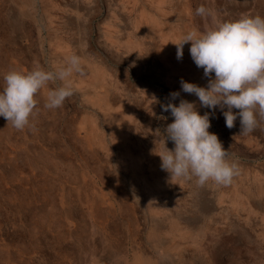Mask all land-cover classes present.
<instances>
[{
	"label": "rangeland",
	"instance_id": "obj_1",
	"mask_svg": "<svg viewBox=\"0 0 264 264\" xmlns=\"http://www.w3.org/2000/svg\"><path fill=\"white\" fill-rule=\"evenodd\" d=\"M132 3L129 18L121 0H0V88L10 70H55L72 54L85 65L61 108L44 107L47 90L60 83L52 81L37 93L29 127L0 117V264H264V116L257 113L248 135L239 134V117L231 129L219 108L211 117L209 131L239 165L230 184L171 181L156 154L157 135L173 120L161 104L182 79L207 82L193 60L161 58L155 39L139 35L132 21L148 7ZM202 4L210 14L195 13ZM164 5L170 16L160 27L169 41L180 38L182 22L184 31H207L264 15V0ZM180 65L189 71L178 72ZM187 96L201 114L211 111ZM105 113L119 118L112 129Z\"/></svg>",
	"mask_w": 264,
	"mask_h": 264
},
{
	"label": "clouds",
	"instance_id": "obj_2",
	"mask_svg": "<svg viewBox=\"0 0 264 264\" xmlns=\"http://www.w3.org/2000/svg\"><path fill=\"white\" fill-rule=\"evenodd\" d=\"M195 13L203 16L210 10L202 4ZM188 42L191 58L203 69L208 82L200 86L182 79L181 89L195 95L199 106L211 111L201 114L197 102L187 99L176 104L172 101L180 92H171L172 100L162 103L161 108L170 111L173 120L157 135L160 139L162 136L163 150L156 154L171 181L189 182L195 178L201 186L208 182L228 185L239 174V165L229 158L218 135L209 131L211 117L219 108L229 129L239 117V134L248 135L258 125L257 113L264 116V15H241L207 31L193 28L182 32L179 43H175L177 59L182 58L183 46ZM75 74H84L82 59L76 54L66 57L55 70L37 65L28 72L8 71L0 88V117L17 130L29 127L36 112L37 93L49 82L59 81L58 86L47 90L44 104L47 109H59L74 95ZM168 140L174 148L167 147Z\"/></svg>",
	"mask_w": 264,
	"mask_h": 264
},
{
	"label": "bare ground",
	"instance_id": "obj_3",
	"mask_svg": "<svg viewBox=\"0 0 264 264\" xmlns=\"http://www.w3.org/2000/svg\"><path fill=\"white\" fill-rule=\"evenodd\" d=\"M64 1V0H63ZM143 6H147L148 10H142L137 16H135L132 21L134 29L139 33L140 36L144 37L146 34L148 37H153L159 45V55L161 58H164L166 54L168 57H173L178 60V62H192V58L189 52L190 45L188 43L183 46V56L181 59H177V45L180 38L170 39L166 36L165 29H163L161 24H167L168 17L170 16V10L164 5L165 0H141ZM133 0H121V6L126 12L127 16L130 18V11L135 9L136 3H132ZM176 2V1H175ZM214 2V1H213ZM62 3V1H61ZM108 3V2H107ZM205 3V2H204ZM218 3V2H217ZM46 4V3H45ZM65 4V3H64ZM131 4V5H130ZM208 4V3H207ZM225 4V3H224ZM54 5V4H53ZM63 5V4H62ZM173 6V5H172ZM222 6V5H220ZM225 6V5H224ZM229 6V5H228ZM171 8V7H170ZM224 8V7H223ZM226 8V7H225ZM233 8V7H232ZM43 9V8H42ZM112 9V8H111ZM228 9V7H227ZM231 9V8H230ZM49 10V9H48ZM57 10V9H56ZM220 10V9H219ZM218 10V11H219ZM223 10V9H222ZM240 10V8H239ZM238 10V11H239ZM245 10V9H244ZM50 11V10H49ZM48 11V12H49ZM54 11V10H53ZM128 11V12H127ZM224 11V10H223ZM252 11V10H251ZM120 12V11H119ZM216 12V11H215ZM229 12V11H228ZM50 13V12H49ZM52 13V12H51ZM129 14V15H128ZM62 15V14H61ZM65 15V14H64ZM68 15V14H67ZM217 15V14H216ZM219 15V14H218ZM206 16V15H205ZM211 16V15H210ZM227 16V15H226ZM125 17V16H124ZM179 17V15H178ZM84 18V17H83ZM107 18V17H106ZM49 22H52L51 15H48ZM224 19V18H223ZM233 19V18H232ZM126 20V19H125ZM230 20V19H229ZM198 22V21H197ZM30 23V22H29ZM120 25V24H119ZM51 26V23L49 24ZM131 26V25H130ZM189 26V25H188ZM193 26V25H192ZM30 27V26H29ZM46 28V27H45ZM43 29V28H42ZM121 30V29H120ZM125 30V29H124ZM100 33V32H99ZM104 34L108 36L109 34L104 31ZM62 36V35H61ZM102 36V35H101ZM110 36V35H109ZM112 37V36H111ZM122 37V36H121ZM79 39V38H78ZM144 40V39H143ZM154 41V40H153ZM102 42V41H101ZM100 42V43H101ZM108 45V44H107ZM114 50V49H113ZM123 50V49H122ZM7 52V51H6ZM54 52H56L54 50ZM114 52V51H113ZM123 52V51H122ZM1 53V52H0ZM57 53V52H56ZM70 53V52H69ZM117 53V52H116ZM148 53V52H147ZM80 54V53H79ZM89 54V53H88ZM122 54V53H121ZM132 55V54H131ZM144 55V54H143ZM6 56V55H5ZM8 56V55H7ZM123 58V57H122ZM135 58V57H134ZM131 59V58H130ZM125 60V59H124ZM138 60V59H137ZM142 60V59H141ZM161 62V61H160ZM143 63V62H142ZM146 64V63H145ZM138 65V64H137ZM162 65V64H161ZM168 65V64H167ZM189 66V64H187ZM85 66V65H84ZM186 65H180L178 72H188L189 67ZM145 67V66H144ZM143 68V67H142ZM9 69V68H8ZM199 69V68H198ZM143 71V70H142ZM145 71V70H144ZM174 71V70H173ZM157 73V72H156ZM162 75V74H161ZM160 75V76H161ZM119 77V76H118ZM182 77V76H181ZM173 80L172 77H169ZM179 78V77H178ZM121 79V78H120ZM156 79V78H155ZM123 80V79H122ZM98 81V80H97ZM164 84V83H163ZM122 85V84H121ZM139 86V85H138ZM150 86V85H149ZM124 87V85H123ZM125 88V87H124ZM169 88V87H168ZM176 88V87H175ZM101 89V88H100ZM111 89V88H110ZM170 89V88H169ZM102 90V89H101ZM91 91V90H90ZM113 91V90H111ZM155 91V90H154ZM129 92V91H128ZM180 96L177 97V100L187 99L191 101V98L187 96V93L183 92L182 89L179 90ZM119 93V92H118ZM149 93V92H148ZM114 95V94H113ZM112 95V96H113ZM139 97V96H138ZM109 99V98H108ZM136 99V98H135ZM114 101V100H113ZM128 102V101H127ZM144 102V101H143ZM117 103V102H116ZM113 104V103H112ZM102 105V104H101ZM85 106V105H84ZM140 107V106H139ZM143 109V108H141ZM202 109V108H201ZM95 111V110H94ZM90 112V111H89ZM132 112V111H131ZM142 112V111H141ZM150 112V111H149ZM146 114V113H145ZM101 116V115H100ZM106 121L108 122L109 127L113 128V123L119 118L116 116L114 119L110 118L107 113H105ZM146 117V116H145ZM101 124V123H100ZM41 125V124H40ZM125 128V127H123ZM127 129V128H126ZM254 132H252L253 134ZM47 137V136H46ZM37 141V140H36ZM148 142V141H147ZM156 142V141H155ZM43 143V142H42ZM135 143V142H134ZM110 146V145H109ZM7 147V146H6ZM171 149V148H170ZM161 160V159H159ZM75 164V163H74ZM124 166L127 168L128 172L131 174L137 175V169L134 166L131 160H124ZM135 167V168H134ZM116 169V168H115ZM122 173V172H121ZM119 175V174H118ZM95 177V176H94ZM127 177V176H126ZM167 177V175H166ZM97 180V179H96ZM159 187V186H158ZM160 188V187H159ZM176 188V187H175ZM148 190V189H147ZM175 190V189H174ZM166 191V190H165ZM168 194V193H167ZM169 195V194H168ZM156 199V198H155ZM158 199V198H157ZM252 200V199H251ZM90 206V205H89ZM82 208V207H81ZM86 208V207H85ZM86 212V211H85ZM91 215V214H90ZM77 216V215H76ZM177 216V215H176ZM180 219V218H179ZM90 220V219H89ZM66 221V220H65ZM180 221V220H179ZM184 222V221H183ZM187 222V221H186ZM73 223V222H72ZM162 224V223H161ZM96 226V225H95ZM198 229V228H197ZM99 230V229H98ZM68 231V230H67ZM199 232V231H198ZM95 234V233H94ZM196 235V234H195ZM162 237V236H161ZM163 238V237H162ZM167 240V238H166ZM165 240V241H166ZM165 243V242H164ZM161 245V244H160ZM78 247V246H77ZM62 248V247H61ZM187 249V248H185ZM190 250V249H189ZM188 250V251H189ZM191 252V251H190ZM97 253V252H96ZM193 253V252H192ZM113 255V254H112ZM99 256V255H98ZM114 256V255H113ZM185 256V255H184ZM208 256V255H207ZM135 257V255H134ZM195 259V258H194ZM140 260V259H139ZM173 260V259H172ZM211 260V259H210ZM69 262V261H68ZM203 262V261H202ZM70 263V262H69ZM199 263V262H198ZM149 264V263H148ZM196 264V263H195Z\"/></svg>",
	"mask_w": 264,
	"mask_h": 264
},
{
	"label": "crops",
	"instance_id": "obj_4",
	"mask_svg": "<svg viewBox=\"0 0 264 264\" xmlns=\"http://www.w3.org/2000/svg\"><path fill=\"white\" fill-rule=\"evenodd\" d=\"M181 25H182V26H180V28H181V30H182L181 32H184L185 25H184L183 22L181 23ZM202 71H203V70H202ZM203 77H204V80H205L206 82H208V77H205L204 74H203ZM260 177L262 178V176H260Z\"/></svg>",
	"mask_w": 264,
	"mask_h": 264
}]
</instances>
